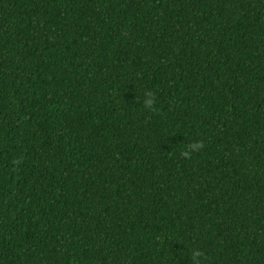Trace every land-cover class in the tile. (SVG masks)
I'll return each instance as SVG.
<instances>
[{"label": "trees", "instance_id": "trees-1", "mask_svg": "<svg viewBox=\"0 0 264 264\" xmlns=\"http://www.w3.org/2000/svg\"><path fill=\"white\" fill-rule=\"evenodd\" d=\"M0 264H264V0H0Z\"/></svg>", "mask_w": 264, "mask_h": 264}, {"label": "clouds", "instance_id": "clouds-1", "mask_svg": "<svg viewBox=\"0 0 264 264\" xmlns=\"http://www.w3.org/2000/svg\"><path fill=\"white\" fill-rule=\"evenodd\" d=\"M144 106L150 110H154L155 104L151 92L145 95ZM187 148L190 150H198L203 148V143L199 141L196 143H190L189 145H187ZM180 154L183 155L186 159L189 157V152L185 150V147L180 151ZM198 255L199 252H194V256H198Z\"/></svg>", "mask_w": 264, "mask_h": 264}]
</instances>
